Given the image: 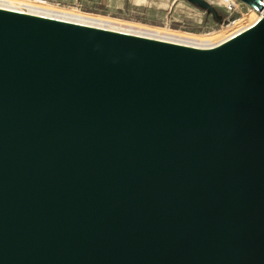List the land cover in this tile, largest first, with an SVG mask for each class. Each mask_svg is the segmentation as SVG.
<instances>
[{
    "label": "water",
    "instance_id": "1",
    "mask_svg": "<svg viewBox=\"0 0 264 264\" xmlns=\"http://www.w3.org/2000/svg\"><path fill=\"white\" fill-rule=\"evenodd\" d=\"M195 51L0 11V264H264V2Z\"/></svg>",
    "mask_w": 264,
    "mask_h": 264
},
{
    "label": "rangeland",
    "instance_id": "2",
    "mask_svg": "<svg viewBox=\"0 0 264 264\" xmlns=\"http://www.w3.org/2000/svg\"><path fill=\"white\" fill-rule=\"evenodd\" d=\"M120 3L121 0H0V7L202 48L220 43L258 18L252 10L247 11L244 3L239 4L235 19L223 25L222 9L205 0Z\"/></svg>",
    "mask_w": 264,
    "mask_h": 264
},
{
    "label": "bare ground",
    "instance_id": "3",
    "mask_svg": "<svg viewBox=\"0 0 264 264\" xmlns=\"http://www.w3.org/2000/svg\"><path fill=\"white\" fill-rule=\"evenodd\" d=\"M0 11H5V12H9V13L24 15V16L38 18V19H43V20H47V21H55V22H59V23L67 24V25H73V26H78V27L96 29V30H99V31H105V32H109V33L125 35V36H128V37H134V38L142 39V40H146V41H152V42H156V43H162V44H167V45H171V46L182 47V48L191 49V50H195V51H212V50H215V49L225 45L229 41L235 39L236 37L242 35L243 33L247 32L248 30L252 29L256 25V23L262 18V15H260V16H258V18L252 24L247 26L245 29L230 35L229 37L225 38L223 41H221L220 43H218V44H216L214 46H211V47H208V48H202V47L188 46V45H184V44H180V43H176V42H170V41H165V40H160V39L140 36V35H136V34L123 33V32H119V31L108 30V29H103V28H99V27H93V26L83 25V24H79V23L53 19V18H49V17H43V16H38V15L28 14V13H25V12L14 11V10L5 9V8H1V7H0Z\"/></svg>",
    "mask_w": 264,
    "mask_h": 264
},
{
    "label": "built area",
    "instance_id": "4",
    "mask_svg": "<svg viewBox=\"0 0 264 264\" xmlns=\"http://www.w3.org/2000/svg\"><path fill=\"white\" fill-rule=\"evenodd\" d=\"M205 2L210 5L212 4V5L218 6L222 9L223 14H224L223 16L224 18L221 23L222 25L224 23H230L232 20L235 19L234 15L238 12L239 4L241 3H244L245 5H247V9H248L247 11L252 10L254 12V17L263 15V11L256 10L253 7L249 6L248 4L240 0H205ZM222 25L220 27H222Z\"/></svg>",
    "mask_w": 264,
    "mask_h": 264
},
{
    "label": "crops",
    "instance_id": "5",
    "mask_svg": "<svg viewBox=\"0 0 264 264\" xmlns=\"http://www.w3.org/2000/svg\"><path fill=\"white\" fill-rule=\"evenodd\" d=\"M146 0H144V2H145ZM175 0H173V2H174ZM124 3V0H121V3L119 4V5H122ZM141 3H143V1H141Z\"/></svg>",
    "mask_w": 264,
    "mask_h": 264
}]
</instances>
